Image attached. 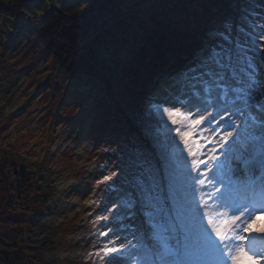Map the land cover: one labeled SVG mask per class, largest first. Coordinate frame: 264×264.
<instances>
[{"label": "rangeland", "instance_id": "1", "mask_svg": "<svg viewBox=\"0 0 264 264\" xmlns=\"http://www.w3.org/2000/svg\"><path fill=\"white\" fill-rule=\"evenodd\" d=\"M86 1L0 0V264H132L133 257L139 261L138 253L150 255L154 243L183 240L194 215L207 226L223 210L220 197L242 203L235 188L240 193L243 188L233 186L242 177L209 161L213 147L219 161L225 160L229 145L221 148L218 142L231 131V120L241 121L234 110L239 105H225L215 93L210 106L204 97L195 98L193 85L199 84L182 75L189 65L154 72L135 94L133 72L119 68L130 60L137 64L133 56L158 22L195 31L205 42L210 30L234 14L230 0H98V9ZM83 7L91 36L101 39L103 63L113 76L118 73L110 81H95L93 92L87 78L67 73L39 42L53 15ZM164 107L190 109L192 119L212 112L214 119L201 124L186 147L176 131L181 125L168 120ZM157 143L167 144L168 169ZM138 149L148 150L160 168V199L149 208L130 203ZM189 150L199 155L189 156ZM194 159L205 161L196 171ZM10 164L26 174L16 179L26 177L31 195L10 197ZM104 176L111 180L103 182ZM67 183L71 186L61 187ZM253 216L252 231L245 233L252 239L244 243L255 249L259 241V251L264 249V212ZM110 240L126 244L125 255L105 256V246H113Z\"/></svg>", "mask_w": 264, "mask_h": 264}, {"label": "snow or ice", "instance_id": "2", "mask_svg": "<svg viewBox=\"0 0 264 264\" xmlns=\"http://www.w3.org/2000/svg\"><path fill=\"white\" fill-rule=\"evenodd\" d=\"M229 6L234 14L226 18L220 28L209 31L182 75L199 84V87L193 85V96L197 99L204 97L205 104L211 105L209 98L215 93V99L224 101L225 105H239L234 110L241 121L231 120L228 125L231 131L225 132L218 142L221 148L229 145L225 160L219 161L214 154L217 149L213 147L209 161L242 177L239 184L245 193L243 201L238 204L227 196L220 197L219 207L223 210L214 213L207 226L197 223L194 215L192 227L183 240L177 239L174 244L167 241L154 243L149 246L150 255L138 253L139 261L133 257L132 264H243L245 259L258 264L253 257H264V253L256 251L250 243H244L252 239L245 233L252 231L253 213L264 212V11H256L257 7L264 8V0H259V4L257 0H230ZM163 113L173 125H181L176 131L186 147L197 128L214 119L212 112H207L206 116L196 113L199 119H192L194 114L190 109L181 111L180 108L164 107ZM200 139L213 143L203 136ZM191 142L197 143V148L202 147L195 140ZM154 147L159 150L164 168L168 169L167 144L157 143ZM198 155L189 150V156ZM200 163L205 161L194 159L192 171H196ZM133 164L137 172L133 177L135 190L131 193L130 203L152 207L160 199V168L154 166L151 154L145 149L136 150ZM172 179L174 177L170 178V188ZM110 180L111 176L103 178V182ZM220 182L225 181L221 179ZM199 183L203 184V181ZM228 183H232L230 177ZM219 191L217 188L216 192ZM109 244L113 246H105V256L125 255L126 244L115 246L111 240ZM141 246L144 247L142 242ZM249 252L252 256L248 255ZM108 264H113L112 260Z\"/></svg>", "mask_w": 264, "mask_h": 264}, {"label": "trees", "instance_id": "3", "mask_svg": "<svg viewBox=\"0 0 264 264\" xmlns=\"http://www.w3.org/2000/svg\"><path fill=\"white\" fill-rule=\"evenodd\" d=\"M97 2L98 0H87L85 3H92L94 9L102 8ZM85 12L84 7L70 12H57L40 30L39 42L41 46L45 47L52 60L59 62L67 73L69 72L70 75L78 74V77L87 78L86 87L93 92L95 81L98 83H102L104 79L110 81L111 76L116 77L118 73L114 72L116 75L113 76L111 67H106L103 63L100 57L101 39L91 36L87 14H83ZM202 44H204L202 36L197 35L195 31L179 30L176 27L158 22L147 33L146 40L138 46L136 50L138 54L133 56L137 59L135 60L137 64L130 60L128 64L121 66L119 63L118 65H120L121 71L124 69L123 66H126L125 74L131 75L133 72L132 83L130 84L132 94H135L139 88L142 89L143 81L148 80V78L151 80L155 73L166 66H174V70L188 66ZM142 60H145L146 63ZM143 64H145L146 69ZM135 70H139V75H134ZM11 166L10 164L8 171L13 174H10V178L8 176L11 183L7 187L11 190V193L9 191L10 197L15 198L16 196L18 199L22 194L31 195L32 190L26 177L16 179V174H26L16 172L14 166L12 168ZM13 178L16 182L13 181ZM68 185L71 186L70 183H67L61 187L67 188Z\"/></svg>", "mask_w": 264, "mask_h": 264}]
</instances>
